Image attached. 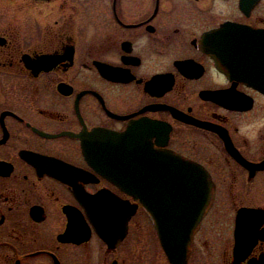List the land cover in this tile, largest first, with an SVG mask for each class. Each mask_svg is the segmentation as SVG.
<instances>
[{"label": "flooded vegetation", "instance_id": "af4514ba", "mask_svg": "<svg viewBox=\"0 0 264 264\" xmlns=\"http://www.w3.org/2000/svg\"><path fill=\"white\" fill-rule=\"evenodd\" d=\"M211 54L264 0H0V264H264V70Z\"/></svg>", "mask_w": 264, "mask_h": 264}, {"label": "water", "instance_id": "95a60500", "mask_svg": "<svg viewBox=\"0 0 264 264\" xmlns=\"http://www.w3.org/2000/svg\"><path fill=\"white\" fill-rule=\"evenodd\" d=\"M233 29L230 25H224L223 26V33L225 35H229L233 32ZM234 41L231 38H224L223 41L218 43L217 47H214V50H221V51H232L234 50ZM215 60L218 58L220 62V67H227V68H239L240 70L248 71L252 68H262L264 70V54H211ZM255 59V60H254ZM144 147H147L145 144ZM156 156L155 154L151 152H145L144 154V163H149L152 161V158ZM149 157V159H148ZM170 163V170L172 172H175V178L177 180L179 179H198V178H204L200 177L196 173L198 172L196 167L188 160L182 158L179 155H171L169 159ZM145 172H150L152 170H149L144 167ZM145 178H148L145 176ZM85 199L92 202L94 197L89 196L85 197ZM88 209V207H87ZM164 249L166 251V254L170 259H172L171 256V249L169 248V244L167 241H164Z\"/></svg>", "mask_w": 264, "mask_h": 264}, {"label": "rangeland", "instance_id": "374dc122", "mask_svg": "<svg viewBox=\"0 0 264 264\" xmlns=\"http://www.w3.org/2000/svg\"><path fill=\"white\" fill-rule=\"evenodd\" d=\"M26 12H27V14H31V15H33V14L36 15L37 14L36 11H33V12L32 11L31 12L30 11H26Z\"/></svg>", "mask_w": 264, "mask_h": 264}]
</instances>
